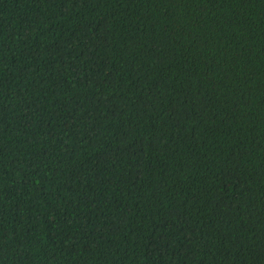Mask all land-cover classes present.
<instances>
[{
  "label": "trees",
  "instance_id": "obj_1",
  "mask_svg": "<svg viewBox=\"0 0 264 264\" xmlns=\"http://www.w3.org/2000/svg\"><path fill=\"white\" fill-rule=\"evenodd\" d=\"M0 264H264V0H0Z\"/></svg>",
  "mask_w": 264,
  "mask_h": 264
}]
</instances>
